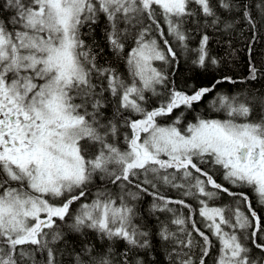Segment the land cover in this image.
<instances>
[{
	"label": "snow or ice",
	"instance_id": "obj_1",
	"mask_svg": "<svg viewBox=\"0 0 264 264\" xmlns=\"http://www.w3.org/2000/svg\"><path fill=\"white\" fill-rule=\"evenodd\" d=\"M256 8L258 19L248 0H0V264H156L138 257L153 237L168 264H264V93L221 92L238 83L228 75L185 91L156 64L177 62L175 43L196 67L217 65L204 29L231 48L246 23L255 42ZM246 47L255 81L264 64ZM209 95L222 115L176 114Z\"/></svg>",
	"mask_w": 264,
	"mask_h": 264
},
{
	"label": "trees",
	"instance_id": "obj_2",
	"mask_svg": "<svg viewBox=\"0 0 264 264\" xmlns=\"http://www.w3.org/2000/svg\"><path fill=\"white\" fill-rule=\"evenodd\" d=\"M251 5V10L253 16L257 19L259 18V10L256 5L259 3H264V0H248ZM190 31V39L188 41V47L194 49L199 44V39L201 35V30L196 29L194 25H187ZM87 31V29H85ZM209 35L208 51L211 56L215 57L219 63L217 65H212L209 63L207 68L196 67L192 60L194 59V53L185 52L179 47L178 44L174 43V47L178 52V60L172 65H161L156 63L158 67L162 66L164 70L169 74L170 80L174 81L176 86L185 91H191L193 86L202 87L211 84L215 79H219L224 75L232 76L238 83L235 85L225 83L219 90L221 92H229L232 94H262L264 93V73H258L257 80L250 81L244 78L248 75V59L249 54L246 45L248 43H253L252 57L255 59L257 68L264 64V28L261 29L258 38L255 42L251 41V32L249 31L246 23H241L237 25V28L232 36V47L223 42V37L220 32L214 31L212 28L204 29ZM89 43H92L90 37H86ZM96 40L104 47V53L101 57V63L108 61L111 63L115 60L113 54L108 50L106 42L102 39V33L100 28L96 31ZM117 67L121 72L126 70L123 67V63L117 64ZM239 81H244L240 83ZM155 99V98H153ZM212 99V95L205 98L203 103L195 106V111L180 109L176 114H180L182 111L184 116L188 121H193L197 115H202L205 117H215L220 114L214 113L208 107L209 101ZM109 114L111 109L108 110ZM99 183V181H97ZM173 195H175L173 193ZM227 200V201H226ZM226 203L229 202L226 199ZM151 204V197L143 196L142 200L139 202L138 207L140 209L141 216L146 218L150 229L155 231V217L151 216L149 213V208ZM193 209H197L196 203L192 202ZM75 207V206H74ZM187 212V209L184 210ZM161 215L163 218L164 214ZM199 216V214H198ZM197 221V220H196ZM199 227L203 228L202 223H197ZM70 239L77 240L78 237L71 236ZM153 243L157 246V250L150 253L140 252L138 257L145 260L146 262L156 261V264H168L166 259L165 251L159 246V241L157 238L153 237ZM118 248L122 250L123 245H118ZM67 259V258H66Z\"/></svg>",
	"mask_w": 264,
	"mask_h": 264
},
{
	"label": "bare ground",
	"instance_id": "obj_3",
	"mask_svg": "<svg viewBox=\"0 0 264 264\" xmlns=\"http://www.w3.org/2000/svg\"><path fill=\"white\" fill-rule=\"evenodd\" d=\"M212 111V110H211ZM177 115H179V114H177ZM220 115H222V114H220ZM217 179L218 180H220V177H217ZM224 201V200H223ZM215 203H217V204H219V203H221V202H215ZM223 203H226V201H224ZM196 206H197V204H196ZM198 207V206H197ZM194 219H196L197 220V223H202L201 222V218L198 216V211H196L195 212V214H194ZM202 226H203V223H202ZM166 257V256H165ZM208 264H212V258H209L208 259Z\"/></svg>",
	"mask_w": 264,
	"mask_h": 264
},
{
	"label": "flooded vegetation",
	"instance_id": "obj_4",
	"mask_svg": "<svg viewBox=\"0 0 264 264\" xmlns=\"http://www.w3.org/2000/svg\"><path fill=\"white\" fill-rule=\"evenodd\" d=\"M220 179H222L221 177H220ZM226 199H230V198H228V197H224V201L226 200ZM223 201V202H224ZM227 201V200H226ZM256 207H257V210H258V214L261 216V217H264V208H260V206L259 205H256Z\"/></svg>",
	"mask_w": 264,
	"mask_h": 264
},
{
	"label": "rangeland",
	"instance_id": "obj_5",
	"mask_svg": "<svg viewBox=\"0 0 264 264\" xmlns=\"http://www.w3.org/2000/svg\"><path fill=\"white\" fill-rule=\"evenodd\" d=\"M156 63H159L160 64V62H156Z\"/></svg>",
	"mask_w": 264,
	"mask_h": 264
}]
</instances>
